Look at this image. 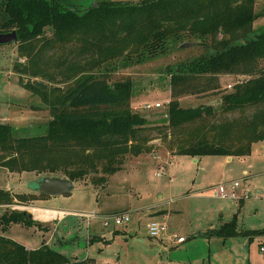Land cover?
Wrapping results in <instances>:
<instances>
[{
  "label": "trees",
  "instance_id": "obj_1",
  "mask_svg": "<svg viewBox=\"0 0 264 264\" xmlns=\"http://www.w3.org/2000/svg\"><path fill=\"white\" fill-rule=\"evenodd\" d=\"M257 16L255 0H97L84 9L69 0H0V32L15 29L16 49L25 58L18 71L52 79L54 70L64 82L41 88L19 79L47 105L50 118L44 133L29 136H13L11 124L0 121V165L101 185L157 137H169L171 153L249 154L254 142L264 140V25L254 27ZM187 48L197 52L167 65L168 119L147 123L130 103L131 78L110 77L112 60L139 61ZM222 74L244 77L223 90ZM207 92L219 93V110L178 102L183 94ZM48 196L0 187V204ZM10 222L41 224L27 210L5 207L1 228ZM262 233L264 227H238L236 214L204 231L249 240ZM0 264L92 262L43 242L29 248L0 232Z\"/></svg>",
  "mask_w": 264,
  "mask_h": 264
},
{
  "label": "rangeland",
  "instance_id": "obj_2",
  "mask_svg": "<svg viewBox=\"0 0 264 264\" xmlns=\"http://www.w3.org/2000/svg\"><path fill=\"white\" fill-rule=\"evenodd\" d=\"M93 1L69 0L79 9L91 6ZM255 11L258 16L254 27L258 28L264 25V0H255ZM45 32L49 34L50 29L46 28ZM16 45L17 41L0 44V121L11 124L13 136L42 134L50 118L49 109L19 79L22 78V82L40 80L47 87L62 86L64 82L54 70L50 71L54 76L52 79L41 73L31 75L18 71L16 65L23 64L25 58L19 55ZM196 52L191 48L174 50L168 56L139 61L135 60L136 56H120L112 60L108 72L111 78H131L130 103L134 110L146 117L147 123L164 122L168 119L166 101L170 98L167 65L177 56L182 58ZM239 77L244 76L228 75L222 89H231L232 86L227 84H233ZM218 96L217 92L183 94L178 102L182 106L209 102L219 110L220 104L215 100ZM155 102L160 105L155 106ZM147 103L151 105L148 108L145 107ZM168 138H153L142 146V152L128 155L122 168L110 174L104 184L94 185L82 179L74 181L69 192L49 196L41 202L37 199L0 204V214L5 207L28 212L33 209L35 215V210L51 213L52 210L33 207L36 203L56 207L62 210V220L57 222L55 230L50 226L52 222L38 220L40 225L10 222L5 229L0 226V232L29 247H36L44 240L68 256L94 257L96 264H264V256L259 250L264 243V234L255 235L250 241L245 235L223 238L203 234L210 222L217 225L220 220H228L234 215L235 198L213 196L208 191L210 185L239 179L237 193L246 188L252 195L262 191L264 140L253 143L249 155L244 158L229 161L224 156L202 155L194 161L191 155L171 153ZM243 168L248 170L247 175L242 173ZM41 175L46 174L36 171L7 174L0 168V186L9 185L14 192L34 191L28 185H34ZM108 210L107 213L126 211L130 219L126 224L104 226L101 215L107 214L103 212ZM83 213H93L94 216L87 217ZM165 214L168 215L165 217ZM152 218L163 219L167 224L166 231L159 237L147 234V223ZM238 221L247 228L264 226V198H247ZM114 228L126 232L112 234ZM103 233L111 238L109 243L96 239L87 241L89 234ZM178 236L185 240L178 241Z\"/></svg>",
  "mask_w": 264,
  "mask_h": 264
},
{
  "label": "built area",
  "instance_id": "obj_3",
  "mask_svg": "<svg viewBox=\"0 0 264 264\" xmlns=\"http://www.w3.org/2000/svg\"><path fill=\"white\" fill-rule=\"evenodd\" d=\"M231 83H228L227 86L231 87ZM168 102V100L166 101ZM155 106L160 105L159 102L154 103ZM150 104H145V107L148 108L150 107ZM156 174H158L156 172ZM241 180H233V181H220L217 184H212L208 187V191L210 194L213 196H218V197H223V198H241V197H249L250 196V191L246 188L244 189L240 194L236 192V189L240 186ZM261 196L264 197V187L261 191ZM258 195V194H256ZM83 215H86L87 217H92L94 216L93 213H83ZM101 218L103 219V225L104 226H109V225H120V224H126L129 219V213L126 211L122 212H113V213H107L101 215ZM167 229V224L165 220L163 219H158V218H152L148 221L147 223V234L152 237H159L161 236ZM185 238L183 236H178L177 240L182 241ZM259 250L264 256V243H262L259 246Z\"/></svg>",
  "mask_w": 264,
  "mask_h": 264
},
{
  "label": "crops",
  "instance_id": "obj_4",
  "mask_svg": "<svg viewBox=\"0 0 264 264\" xmlns=\"http://www.w3.org/2000/svg\"><path fill=\"white\" fill-rule=\"evenodd\" d=\"M229 74H222V76H221V84H222V87H223V81L227 78V76H228ZM230 76V75H229ZM216 101H218L219 102V97H217L216 99H215ZM209 103V102H208ZM210 104V103H209ZM157 123H159V122H157ZM260 141H263V140H260ZM255 143V142H254ZM253 145V144H252ZM247 155H249V154H246V155H219V156H224V157H227V160H229V161H231V160H233L234 158H244L245 156H247ZM202 156V155H201ZM201 156H193L194 157V161H198L199 160V158L201 157ZM218 156V155H217ZM0 168H3V169H5V171L7 172V174L9 173V174H12V173H14V171H9L6 167H4V166H2V165H0ZM242 173L243 174H245V175H247V173H248V170L246 169V168H243L242 169ZM1 187V186H0ZM3 188H6V189H9L11 192H14V189L12 188V187H10L9 185H7V186H3ZM243 190H239V194L242 192ZM261 193V192H260ZM260 193H258V195H252L251 193H250V196L249 197H245V198H237V199H235V203H234V206H235V208H234V211H233V213L234 214H236V216H237V225H238V227H240V228H247V227H244V226H242L241 224H239V221H238V216L240 215V213H241V211L243 210V207L245 206V201L247 200V198H251V197H254V198H257V197H259V198H264L263 196H261V194ZM49 196H52V195H49ZM49 196L48 197H46V198H49ZM44 200H45V198H43ZM43 199H39L38 201H40V200H42L43 201ZM48 200V199H47ZM41 202V201H40ZM33 207H40V208H43V209H48V210H52V211H55L54 212V214L53 215H50V216H48V217H38V216H36L35 214H34V212H33V209H32V217L34 218V219H36V220H40V221H43V222H52L51 223V225L50 226H54L53 227V229L55 230V228H57V222L60 220V217H62V210H60V209H58V208H56V207H51V206H49V205H46V204H42V205H40V204H35V206H33ZM1 208V207H0ZM162 208V207H161ZM164 208V207H163ZM107 212H109V210L108 211H105V212H103V213H107ZM57 213H59V214H57ZM168 214H165V217L167 216ZM163 218H164V216H163ZM232 218V217H231ZM230 218V219H231ZM62 220V219H61ZM60 220V221H61ZM229 220V219H228ZM224 221H227V220H220L218 223H217V225H212L213 224V222H210L208 225L209 226H206L205 227V229H204V231L206 230V229H208V228H212V227H217L220 223H222V222H224ZM261 227H264V226H261ZM261 227H248L249 229H254V228H261ZM204 231H203V234H204ZM119 232H123V233H125L126 231L123 229V230H120V229H117V228H114V230L112 231V234H116V233H119ZM262 234H264V233H262ZM260 235V234H259ZM101 240L103 243H109L110 242V240H111V238H109L108 236H106V234L105 233H103V234H97V235H88L87 236V241L88 242H91V241H93V240ZM253 239V238H252ZM251 239V240H252ZM185 240V239H184ZM184 240H182V241H180V242H183ZM248 241H250L249 239H248ZM42 242L43 243H46L44 240H42ZM41 242V243H42ZM259 242V241H258ZM40 243V244H41ZM24 244V243H23ZM39 244V245H40ZM47 244H49V243H47ZM259 244V243H258ZM26 247H29V246H26ZM37 247V246H36ZM29 248H34V247H29ZM74 257H76V256H74ZM86 257H90L91 258V262H92V264H96V260L94 259V257H91V256H86ZM78 258V257H77ZM82 258H84V257H82Z\"/></svg>",
  "mask_w": 264,
  "mask_h": 264
},
{
  "label": "water",
  "instance_id": "obj_5",
  "mask_svg": "<svg viewBox=\"0 0 264 264\" xmlns=\"http://www.w3.org/2000/svg\"><path fill=\"white\" fill-rule=\"evenodd\" d=\"M97 4V0L93 1L91 6ZM89 6V7H91ZM17 40V33L15 29L9 31L0 32V44L1 43H10ZM34 85H37L41 88H46L47 84L43 81L33 79ZM74 186V181L66 176L59 175H41L37 178L34 185L28 187L36 192L45 193L47 195H59L69 192ZM28 216L32 217V212H28Z\"/></svg>",
  "mask_w": 264,
  "mask_h": 264
},
{
  "label": "bare ground",
  "instance_id": "obj_6",
  "mask_svg": "<svg viewBox=\"0 0 264 264\" xmlns=\"http://www.w3.org/2000/svg\"><path fill=\"white\" fill-rule=\"evenodd\" d=\"M35 213L37 216H43L44 217V216H50L52 211L50 213L49 211L35 210ZM53 214H54V212H53Z\"/></svg>",
  "mask_w": 264,
  "mask_h": 264
}]
</instances>
